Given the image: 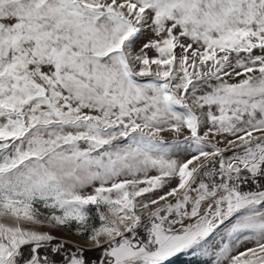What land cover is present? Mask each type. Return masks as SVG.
<instances>
[{
    "label": "rangeland",
    "instance_id": "374dc122",
    "mask_svg": "<svg viewBox=\"0 0 264 264\" xmlns=\"http://www.w3.org/2000/svg\"><path fill=\"white\" fill-rule=\"evenodd\" d=\"M263 133L264 0H0V264H264Z\"/></svg>",
    "mask_w": 264,
    "mask_h": 264
},
{
    "label": "trees",
    "instance_id": "16d2710c",
    "mask_svg": "<svg viewBox=\"0 0 264 264\" xmlns=\"http://www.w3.org/2000/svg\"><path fill=\"white\" fill-rule=\"evenodd\" d=\"M218 160L219 157H215V158H209L207 159L203 164H201L198 169L196 170L197 175H200L201 177H203V180L206 182L201 181V185H203L204 188H202L203 190H208V188H211L212 185H214V179L217 177V168H218ZM200 176H198V179L200 178ZM202 180V178H201ZM214 187V186H213ZM194 187H191L190 189H192ZM200 188V187H199ZM188 189V190H190ZM212 189V188H211ZM180 196L183 195V192L179 193ZM47 246H44L43 248L46 249L47 251V259L48 260H61V259H67L68 256H70L71 254L67 253L68 251H65L63 249L58 248V250H53L49 244H46ZM41 246H43V244L40 245V247H38V249L41 248ZM25 248V252H19L17 254H15L13 256V258L19 259V264H21L24 261H27L28 259L31 258L32 255V247L30 246H26ZM23 249L22 247L19 248ZM99 251V252H98ZM92 252V253H91ZM40 253V252H37ZM72 253V252H71ZM101 253V249H94V250H90V253L88 255H83L82 256V260H83V264H87L90 263L92 261H97L99 259V254ZM98 254V255H97ZM155 264H199V259H197V257H186L185 254H182L181 252L176 253L170 257H167L159 262H156Z\"/></svg>",
    "mask_w": 264,
    "mask_h": 264
},
{
    "label": "crops",
    "instance_id": "0c3cea01",
    "mask_svg": "<svg viewBox=\"0 0 264 264\" xmlns=\"http://www.w3.org/2000/svg\"><path fill=\"white\" fill-rule=\"evenodd\" d=\"M255 134H256V133H255ZM263 134H264V133H263ZM263 134H261V135H258V136L260 137V136H262Z\"/></svg>",
    "mask_w": 264,
    "mask_h": 264
}]
</instances>
